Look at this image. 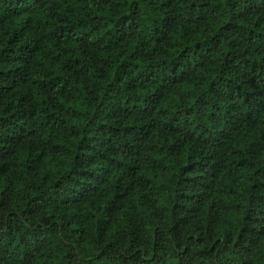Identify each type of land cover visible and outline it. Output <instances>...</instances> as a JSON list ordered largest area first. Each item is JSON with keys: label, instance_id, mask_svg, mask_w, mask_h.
Segmentation results:
<instances>
[{"label": "trees", "instance_id": "obj_1", "mask_svg": "<svg viewBox=\"0 0 264 264\" xmlns=\"http://www.w3.org/2000/svg\"><path fill=\"white\" fill-rule=\"evenodd\" d=\"M0 264H264V0H0Z\"/></svg>", "mask_w": 264, "mask_h": 264}]
</instances>
